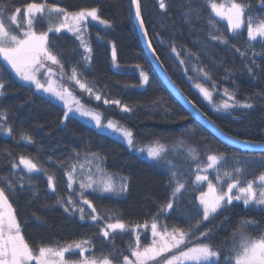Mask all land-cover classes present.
I'll return each mask as SVG.
<instances>
[{
  "label": "snow or ice",
  "instance_id": "6c2138e0",
  "mask_svg": "<svg viewBox=\"0 0 264 264\" xmlns=\"http://www.w3.org/2000/svg\"><path fill=\"white\" fill-rule=\"evenodd\" d=\"M130 3L139 28L148 41L147 46L151 55L167 75L161 56L158 55L157 49L153 47L149 38V30L142 11V0H130ZM170 3L171 0H157L159 11L168 15ZM259 5L264 8V0H259ZM203 7L211 10L206 20ZM203 7L197 0H184L185 22L194 24L204 20L208 25L209 40L231 46L242 57H246L250 63L245 64V67L252 79L258 80L264 77V68H261L253 58L264 54V51L256 53L251 43L259 38L264 49V16L257 17L252 13L249 0H226L224 3H218L217 0H204ZM212 14L220 20L227 21V29L232 34V39H239L241 30L246 27L247 49L241 50L235 44H230V38L219 31L217 21ZM90 21H96L105 28L112 27L108 19L101 17L98 7L70 12L64 7L43 0L39 3L29 2L23 9L21 7L10 9L0 2V98L6 97L11 85L18 80L19 86L27 87L34 94L41 93V99L45 102L59 103L62 106L61 124L75 119L78 115L82 120L93 122L94 127L102 133L108 131L119 135L129 149L146 152L149 159L168 167L171 173L169 180L171 194L150 220L131 224L125 222L114 211L103 213L98 211L93 199L89 198L91 196L99 199L105 195L127 193L130 180L125 176L109 174L104 168L106 158L98 152L91 151L88 146L81 150L73 149L66 159L58 161L67 177V194L58 192L54 174L35 158L20 155L17 163L16 158L13 157L9 161L11 171L0 174V264H264V227H259L258 222L253 219L241 220L232 231L231 237L222 242V246L211 242L214 221L228 211L234 201L242 202L245 207H264V171L253 178L242 179L245 169L238 166L231 171L224 170L221 175V168L218 166L222 161L226 162L228 157L223 153H212L206 156V163L195 164L192 170L194 180L186 181L183 177L187 174L180 171L171 158L179 155L187 146V155L194 161H199L197 149L191 147L185 138H180L171 148L159 141L154 142L155 146L137 148L132 130L111 119L105 121L100 112L83 103L82 97L76 94V88L81 93L87 94L89 98H94L96 101L102 100L105 105H116L124 113L135 111L133 107L122 103L120 99L109 98L103 89L97 87V81L94 78L91 80L88 78V72L93 64V48L87 38ZM45 23H47L46 27H44ZM62 31L71 33L75 40L79 41L77 47L68 53L67 60L63 51H58L52 46L49 37V33L58 36ZM160 42L164 43L163 40ZM248 49L252 50V56H248ZM206 50L204 46L201 47L200 52L185 48L182 56V51L174 43L170 45L171 53L175 54L179 64L184 66L185 75L194 81L193 87L199 90L208 104L212 105L213 111L253 109L257 103H264V89L254 92L241 102L237 99L235 91H230L228 88L223 90L227 100L216 103L213 98L215 83L210 90L198 79L188 75V64L193 63L194 58L195 66L191 71L195 72L197 77L202 76L204 80L212 79L207 65L200 64L201 53ZM112 61L118 68L115 45L112 46ZM135 67L140 69V85L137 86L148 85V72L140 65ZM68 68L70 71L66 70ZM169 79L173 82L171 78ZM66 80L71 82V85H75V88L65 84ZM185 99L187 100V97ZM187 102L194 110L190 113L194 119L196 116L201 117L222 135L227 136L216 120L191 100ZM153 104L161 107L160 100L153 101ZM164 111L167 113V107H164ZM182 118L187 117L182 116ZM188 131L195 133L196 129L190 128ZM0 132L9 136L14 135V128L9 121V110L2 105H0ZM19 137L20 141L27 144L34 143L32 136L26 132H20ZM227 138L242 144L245 150L259 149L264 153V144L247 139L239 140L235 135ZM258 159L264 164V155ZM21 166L28 174L27 176L20 171ZM209 169L215 170L216 183L209 178ZM33 173H44L47 177V188L51 193L56 194L55 203L49 204L45 201L43 207H55L59 204L69 217L78 216L80 221H92L99 228V234L105 241L110 238L114 240L115 233L131 232L135 237L134 242L130 243L125 251L113 245L107 252L101 250L99 256L93 251L95 245L89 239L56 245L43 242L38 245L31 244L22 232V223L18 219L17 210L10 201L18 193L24 192H30L32 199L39 198V191L32 183ZM204 182H207V191L199 189ZM189 184L199 190V196L196 198L199 200L200 207L194 216L184 221V227L179 224L169 225L166 223L169 212L175 211V205L182 198L183 191ZM85 206L91 210L90 213L86 212ZM33 216L40 220V216L36 213H33ZM224 219L227 220L228 217L225 216ZM209 225L212 226L209 227ZM139 229L150 230V241H147V238L142 241ZM126 252H130L135 259H129Z\"/></svg>",
  "mask_w": 264,
  "mask_h": 264
},
{
  "label": "trees",
  "instance_id": "16d2710c",
  "mask_svg": "<svg viewBox=\"0 0 264 264\" xmlns=\"http://www.w3.org/2000/svg\"><path fill=\"white\" fill-rule=\"evenodd\" d=\"M0 2L10 9L14 7L23 9L29 2L39 3L43 0H0ZM47 2L64 7L70 12L98 7L101 17L112 23L111 28L90 24L93 64L88 72V78L90 80L94 78L97 87L103 89L109 98L120 99L135 111L124 113L116 105H105L102 100L96 101L94 98L85 97L83 93L82 98L87 105L100 111L106 120H114L132 130L138 147L155 146L154 142L159 141L171 148L180 138H185L191 147L197 149L199 161H194L187 155V146L179 155L171 158L177 168L187 174L183 177L186 181L194 180L192 170L195 164L206 163V156L212 153H223L228 157L226 162L222 161L218 166L221 172L231 171L239 166L245 169L242 179H250L264 171V164L258 159L264 153L245 150L222 141L199 120L194 119L187 108L173 95L144 47L130 0H47ZM197 2L203 7L204 0ZM217 2L224 3L226 0H217ZM249 3L255 16H264V8L259 5V0H249ZM183 4L184 0H171L168 15H165L159 11L157 0H142V11L149 30V38L158 55L161 56L165 68L179 88L198 107L216 120L219 127L240 140L264 143V103H257L253 109L213 111L199 90L193 87L194 81L185 75L184 66H181L175 54L171 53L170 45L173 43L182 51V56L185 48L200 52L202 46L206 47V52L201 53L200 64L207 65L212 79L204 80L202 76L197 77V74L191 71L195 66L194 58L193 63L188 64V75L198 79L210 90L215 83L213 98L216 103L227 99L223 94L225 88L234 90L237 99L241 102L254 92L264 89V77L254 80L249 76L245 64L250 62L246 57H242L231 46L208 39V25L204 20L194 24L185 22ZM210 12V8L203 7L205 20ZM212 16L217 21L219 31L230 38V44H235L241 50L247 49L246 27L241 30L239 39H232L227 23L214 14ZM49 37L52 46L64 52L66 60L71 49L79 44V41L66 31H62L58 36L52 33ZM161 40L164 43H161ZM251 43L256 53L264 51L260 39ZM113 45L116 47V62L119 70L113 67ZM247 52L248 56L253 55L251 49ZM253 58L261 68H264V54ZM135 65H140L149 74V84L146 88L137 86L140 85V77L139 69ZM11 75L14 77V73ZM41 95L34 94L27 87L19 86L17 80L9 88L6 97L0 98V105L9 110V121L14 128L13 136L0 132V174L11 171L9 161L13 157L18 163L20 155L31 156L54 174L58 192L67 194V177L58 161L66 159L73 149L81 150L88 146L91 151L98 152L106 158L104 168L109 174L125 176L130 180L129 191L123 196L105 195L99 199L90 196L98 211L102 213L114 211L125 222L131 224L150 220L171 194L169 183L171 173L168 167L140 157L122 141L100 132L77 117L61 124L62 106L58 103L45 102L41 99ZM155 100L161 101V107L153 104ZM164 107H167V113ZM182 116L187 118L184 119ZM190 128H195V133L189 132ZM20 132L31 135L34 143L27 144L20 141ZM20 171L25 176L28 175L22 168ZM32 176L34 177L32 183L39 191V198L32 199L30 192H24L18 193L10 201L17 210L18 219L22 223V232L31 244L38 245L43 242L56 245L89 239L95 245L93 251L99 256L101 250L107 252L113 245L125 251L129 244L134 242L135 238L131 232L115 233L114 240L110 238L105 241L99 234V228L92 221H80L78 216L69 217L59 204L55 207H43L45 201L54 204L56 194L51 193L47 188V177L44 173H33ZM199 189L205 191L206 184L202 183ZM198 196L199 190L189 184L183 191L182 198L175 205V211L169 212L166 223L184 227V221L194 216L200 207L196 198ZM85 209L86 212H91L87 206ZM33 213L40 216V220H37ZM225 216L228 217L227 220L224 219ZM113 218H116L115 215ZM243 219H253L258 222L259 227H264V207H245L241 202L233 203L228 211L214 221L211 242L222 246V242L231 237L235 226ZM145 237L149 241V233ZM193 242L195 243V240ZM126 254L130 255V252Z\"/></svg>",
  "mask_w": 264,
  "mask_h": 264
},
{
  "label": "water",
  "instance_id": "95a60500",
  "mask_svg": "<svg viewBox=\"0 0 264 264\" xmlns=\"http://www.w3.org/2000/svg\"><path fill=\"white\" fill-rule=\"evenodd\" d=\"M138 29H139V33L142 39V42L144 44V47L151 59V61L154 63L158 73L160 74V76L162 77V79L164 80L165 84L167 85V87L170 89V91L173 93V95L187 108V110L190 113H193V109L192 107L188 104L187 100H191L180 88L179 86L174 82V80L172 79V77L170 76V74L167 71V75L165 74V72L160 68L159 63L155 60V58L151 55V51L148 49V41L145 39V37L143 36L142 31L139 28V24L138 21H136ZM173 82H170V79ZM175 85V86H174ZM185 97H187V100L185 99ZM192 101V100H191ZM193 102V101H192ZM194 103V102H193ZM200 108V107H199ZM202 110V109H201ZM203 111V110H202ZM197 120H199L202 124H204L208 129H210L219 139H221L222 141L226 142L227 144H231L234 146H238L241 148H244L242 144L239 143H235L232 140H229L227 137L228 136H232L230 135L228 132H226L224 129V132L227 133V136L222 135L220 132L217 131V129L215 127H213L210 123H207L206 120H202L201 117L196 116L195 117ZM221 128V127H220ZM240 140V139H239ZM264 144V143H262ZM257 151H260L259 149H256Z\"/></svg>",
  "mask_w": 264,
  "mask_h": 264
},
{
  "label": "rangeland",
  "instance_id": "374dc122",
  "mask_svg": "<svg viewBox=\"0 0 264 264\" xmlns=\"http://www.w3.org/2000/svg\"><path fill=\"white\" fill-rule=\"evenodd\" d=\"M59 7H61V6H59ZM22 15H23V12H22ZM39 15V14H38ZM219 18V17H218ZM220 19V18H219ZM224 22H226L227 23V21L226 20H223ZM56 22H59V21H56ZM90 24H96V25H99V26H102V25H100L98 22H96V21H90V23H89V27H88V32H87V38L90 40ZM27 25H26V21H25V27H26ZM44 26H47V23H45V25ZM38 28L40 27L39 25L37 26ZM104 27V26H103ZM67 32V31H66ZM52 33H49V36L51 35ZM259 39V38H258ZM116 64H117V62H116ZM113 67H114V69L115 70H119V67L117 68L115 65H114V63H113ZM67 71H70V68H68V69H66ZM139 71H140V69H139ZM65 84H69L71 87H74L75 88V85H71V82H69V81H65ZM146 86L147 85H143V86H141V88L143 89V88H146ZM41 94V93H40ZM76 94L78 95V96H81L82 97V93L80 92V90L78 89V88H76ZM84 94V93H83ZM85 95V97H89L87 94H84ZM226 97V96H225ZM227 98V97H226ZM225 100H227V99H225ZM224 101V100H223ZM82 102L83 103H85L84 101H83V98H82ZM59 104V103H58ZM210 107H212V105H210ZM213 108V107H212ZM98 111V110H97ZM98 112H100V111H98ZM101 113V112H100ZM102 114V113H101ZM102 116H103V114H102ZM77 118H79L78 117V115H77ZM103 118H104V116H103ZM80 120H82L81 118H79ZM104 120L105 121H107L105 118H104ZM82 121H84V122H86V123H88V124H90V125H92V126H94V123L93 122H91V121H87V120H82ZM113 122H116V121H114L113 120ZM120 124V123H119ZM122 126H124V125H122ZM124 127H126V126H124ZM127 128V127H126ZM104 133H107V134H109V135H111V136H113V137H115L116 139H118V140H120V141H122L126 146H127V144L123 141V139H122V137H120L119 135H115V134H111L110 132H108V131H105ZM128 147V146H127ZM147 147H149V146H147ZM147 147H143V148H147ZM137 148H141V147H138L137 146ZM131 151H133L134 153H136V154H138L140 157H143V158H145V159H148V160H151V159H149L148 157H147V154H146V152H140V151H137V150H132V149H130ZM151 161H153V160H151ZM21 168L23 169V166H21ZM222 173L223 172H221V175H222ZM208 175H209V178L213 181V183H216V179H215V177H216V172H215V170H212V169H209V171H208ZM205 184H206V190L205 191H207V182H204ZM74 187H78V186H74ZM117 196H123V194L122 195H117ZM235 202H237V201H234L233 203H235ZM242 203V202H241ZM140 233H141V239H142V241H143V239H145L146 237V234L147 233H149V241H150V239H151V235H150V230H145V229H139L138 230ZM135 238V237H134ZM86 255H88V253H86ZM129 259H132V260H134L135 258L134 257H132L131 256V254L129 255Z\"/></svg>",
  "mask_w": 264,
  "mask_h": 264
}]
</instances>
